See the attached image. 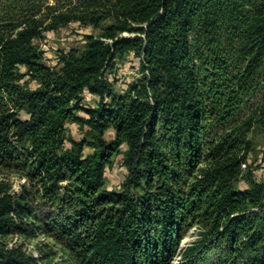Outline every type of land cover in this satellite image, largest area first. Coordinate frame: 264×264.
Returning a JSON list of instances; mask_svg holds the SVG:
<instances>
[{
	"label": "trees",
	"instance_id": "trees-1",
	"mask_svg": "<svg viewBox=\"0 0 264 264\" xmlns=\"http://www.w3.org/2000/svg\"><path fill=\"white\" fill-rule=\"evenodd\" d=\"M25 1L0 0V168L26 181H0V235L43 231L73 264H196L214 241L226 244L216 264H264V181L235 185L251 129L264 130V0ZM70 22L101 32L45 65L34 40ZM127 53L142 76L117 92ZM118 154L127 173L107 189ZM37 202L52 213L36 226ZM195 224L200 238L180 249ZM43 258L0 246V264Z\"/></svg>",
	"mask_w": 264,
	"mask_h": 264
},
{
	"label": "rangeland",
	"instance_id": "rangeland-1",
	"mask_svg": "<svg viewBox=\"0 0 264 264\" xmlns=\"http://www.w3.org/2000/svg\"><path fill=\"white\" fill-rule=\"evenodd\" d=\"M76 0H26L25 4H35L40 7L42 12L47 11V6H62L69 4ZM28 13L29 11L18 10L15 14L17 18L20 13ZM109 24V21L106 22ZM101 30L93 28L91 25L82 24L80 22H70L66 25L59 26L58 28L43 33L42 38L35 39L34 43L43 50V63L47 66L58 68V56L64 51L70 49L81 50L84 47L83 36L85 34L92 33L98 35ZM123 35L132 36L130 33H124ZM142 73L140 72L139 59L132 53L125 54L121 59L116 60V70L111 79L114 82V86L117 92H124L127 85L136 79L140 78ZM31 87L36 83L29 82ZM98 98L94 95L85 93L83 99L84 106H95ZM249 113L247 107L243 108L236 116L238 121L244 119ZM82 115V113H80ZM67 135L69 138L79 140L85 136V128H81L79 125L67 122ZM114 137L112 130H108L105 133V138L110 140ZM251 140V152L248 157V161L242 164V174L235 183L239 189H244L247 184V178H252L264 181V130L259 127L252 128L249 135ZM88 139V138H87ZM125 146H122L121 150H125ZM91 150L89 147H85L84 154L89 153ZM127 170L123 165V156L118 154L111 166L107 167L105 172V188L117 189L125 179ZM0 181H6L11 184L12 192H18L20 185L25 184V178L16 172L6 171L0 168ZM36 213L34 214L35 225L37 226L38 220L52 213L51 209L47 206H41L40 202L35 203ZM201 228L198 224L191 226L184 233L183 240L181 242L180 249L186 246L192 245L195 240L200 238ZM0 246L7 248L21 247L26 253L31 254L35 258L40 259L43 263L47 264H73L69 259V255L63 249L62 245L57 243L52 237L45 232L37 230L30 235L20 234L16 231H11L7 235H0ZM226 244L219 242H210L207 244L205 250H203L196 260V264H216L220 260H226L225 256ZM180 255H176L172 263L176 264L180 261Z\"/></svg>",
	"mask_w": 264,
	"mask_h": 264
}]
</instances>
